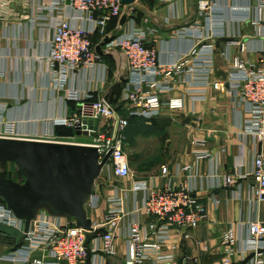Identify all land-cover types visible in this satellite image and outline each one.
Segmentation results:
<instances>
[{"label":"crops","instance_id":"obj_1","mask_svg":"<svg viewBox=\"0 0 264 264\" xmlns=\"http://www.w3.org/2000/svg\"><path fill=\"white\" fill-rule=\"evenodd\" d=\"M54 1L60 3V10L48 6ZM198 1L135 0L130 4L124 3L122 15L127 13L128 17L123 26L119 23L122 15L108 23V35L114 32L116 36L131 33L135 26L152 29L148 41L157 48L161 63L178 61L200 39L214 45L209 84L194 79L188 73L173 74V89L163 97H183L185 105L175 111L164 108L159 116L151 119L157 120L160 126L148 124L155 127L153 134L160 132L168 135L170 129L165 148L162 142L165 157L152 168L151 174H144L147 171L144 169H132L131 177L120 179L109 175L105 169L94 187L99 197L98 207L89 210L92 221L100 222L111 207L109 199L116 193L122 194L124 189H130L135 182L142 180H147L151 185H162L165 179L161 175V168L164 165L173 173L181 165L194 166L191 173L179 172L173 175V180L175 183L186 180L189 186L197 187V195L205 203L207 217L199 226L189 230L188 237L178 234L175 229L171 230L168 245L174 248L166 251L175 258L167 264H223L226 250L224 232L234 225L238 236L244 238L248 235L250 221H264V201L252 197L250 187L253 179L250 176L240 179L239 186L233 189L220 185L222 176L229 172L239 170L243 174L247 173L248 162L263 147L257 145L253 135L245 129L251 118L247 111L248 105L242 103L239 106L234 93L215 90L211 84L217 80L229 82L234 71L232 59L240 51L238 46L228 41H245L247 51L240 55L250 61L260 58L259 52L264 49V35H257L252 24L258 17L256 2L214 0L212 11L200 17ZM70 2L0 0V118L2 121H15L22 136L35 138L42 132L43 120L63 116L67 108L72 111L79 108V104L74 101L65 102V90L56 91L52 88L46 65L54 24L60 11L74 24L90 25L74 17ZM194 23L200 24L196 31L190 30ZM104 38L95 34L92 41L95 48L100 44L102 49L107 50V53L101 54L107 65L106 71L81 72L70 84H74L82 93L91 92L94 100L107 98L120 114L128 116L127 104L123 99L128 65L123 52L105 43ZM191 66L195 65L190 63L186 68ZM195 97L202 99L194 100ZM141 124L130 133L131 138L151 135L143 133ZM63 129L62 126L58 128ZM76 138L79 142H86L91 137L78 135ZM197 138L207 139L206 148L212 152V160L197 161L192 144V140ZM215 199L219 202L215 203ZM141 202V193L129 191L124 207L130 213ZM138 217L143 222L149 219L143 211ZM133 218L135 215L130 213L123 222L121 234L116 238L117 253L107 256L105 264H125V234ZM235 248L231 264H251L250 255L244 256L239 251L240 243L237 242ZM13 250V246L0 243V255Z\"/></svg>","mask_w":264,"mask_h":264},{"label":"built area","instance_id":"obj_2","mask_svg":"<svg viewBox=\"0 0 264 264\" xmlns=\"http://www.w3.org/2000/svg\"><path fill=\"white\" fill-rule=\"evenodd\" d=\"M250 1L256 2L258 12V17L252 21L255 32L257 35H264V0ZM48 4L51 9L60 10L59 2ZM214 5V0H199V16L207 15ZM70 7L77 20L86 21L90 25L74 24L60 11L54 24L46 65L52 88L56 91L65 90V102L74 101L79 104V108L74 111L67 108L63 116L43 120L42 132L35 138L22 136L15 121H2L1 117L0 138L89 144L98 149L100 162L109 155L103 171L107 169L109 175L120 179L131 177L133 170L126 150L125 132L129 117L150 120L159 116L164 108L172 111L182 109L185 105L183 97H163L173 89L171 77L173 74L188 73L194 79L209 84L214 45L200 39L178 61L161 63L158 60L157 48L148 41L152 29L135 26L131 33L116 36L108 45L119 48L128 65L123 94L128 116H124L107 98L94 100L91 92L82 93L74 84H70L81 72L98 69L106 71L107 65L102 55L96 51L92 37L95 34L102 37L108 35V23L122 15L124 2L71 0ZM199 25L194 23L190 30L196 31ZM228 42L238 46L240 54L247 51L245 41L232 39ZM259 53L260 58L257 61H250L240 54L235 55L232 59L234 71L229 82L217 80L211 84L215 90L234 93L238 97L239 106L242 103L248 105L247 111L251 118L247 121L245 129L253 135L255 143L263 147V150L255 152L248 162L247 173L243 174L239 170L229 172L222 176L220 185L233 189L239 186L240 179L250 176L253 179L250 187L252 197L257 201H264V49ZM190 63L195 66L186 68ZM89 118H99L95 130L89 124L83 128V120ZM58 126L73 128L75 132L78 129L87 131L88 135L84 136L91 138L89 141L79 142L76 140L77 134L59 136L56 133ZM92 131L95 135L90 134ZM192 144L197 161L213 159L212 152L206 148L207 139L197 138L192 140ZM193 168L190 164L181 165L173 173L164 165L161 168V175L165 179L162 185H151L147 180H142L135 182L130 189H124L122 194L116 193L109 199L111 207L105 218L100 222H93V231L69 223L66 218L40 211L32 221L22 243L14 247L13 251L0 255V264H105L107 256L117 253L116 238L121 234L123 222L130 213L134 214L135 218L131 219L125 234V264H167L175 258L172 253L166 251L174 248L168 245L171 230L175 229L178 234L188 237L189 230L199 226L207 217V209L197 195V187L189 186L186 180L180 183L173 180V175L179 172L191 173ZM129 191L142 194L141 204L135 205L130 213L124 207ZM214 202L218 203L219 200L215 199ZM98 204L99 197L92 195L85 205L88 215L89 210L97 208ZM141 211L148 215V221L139 219ZM0 222L21 232L25 228V220L18 218L3 199H0ZM237 242L240 243L239 251L242 255H250L251 264H264V221H250L248 235L244 238L238 236L234 225L224 232L223 243L226 250L222 258L223 264L232 263L231 256L236 252Z\"/></svg>","mask_w":264,"mask_h":264},{"label":"water","instance_id":"obj_3","mask_svg":"<svg viewBox=\"0 0 264 264\" xmlns=\"http://www.w3.org/2000/svg\"><path fill=\"white\" fill-rule=\"evenodd\" d=\"M134 1L123 0L125 4ZM127 17V13L121 16V26ZM115 36L116 32L105 36L104 42L110 43ZM96 51L107 53L100 44ZM83 123V128L89 124L95 130L99 118L84 119ZM76 134L88 135V132L78 129ZM108 157L100 162L98 149L89 144L0 138V199L18 218L25 220L23 232L0 222V243L19 246L40 211L93 231V221L85 205L96 194L95 183ZM7 164L14 166L19 180L6 176Z\"/></svg>","mask_w":264,"mask_h":264},{"label":"rangeland","instance_id":"obj_4","mask_svg":"<svg viewBox=\"0 0 264 264\" xmlns=\"http://www.w3.org/2000/svg\"><path fill=\"white\" fill-rule=\"evenodd\" d=\"M101 121L103 123L104 119L102 118ZM154 123L155 126L157 127L161 125L157 120L156 121L149 120L144 122V124H141L143 128V133L151 134V135H144L142 137H137V138L132 137L128 142L129 144L127 143V148H126L130 162L133 167L132 169L133 170L137 169L138 171H141L142 169H144V171L147 170L144 172V174H151L153 172L152 168L157 164H159V160L161 158L165 157L164 150L162 148V142L165 148L170 138L169 137L170 129H168V135L161 134L160 132L158 134H153L155 131V127L153 126ZM148 124H153V125H148ZM83 138L88 139L89 137H83ZM76 140L78 141V138H76ZM9 167L10 164H7L4 167V170L6 171L7 169H9ZM102 176L103 173H101V176L97 179V181ZM14 178L19 180L16 173L14 175Z\"/></svg>","mask_w":264,"mask_h":264},{"label":"trees","instance_id":"obj_5","mask_svg":"<svg viewBox=\"0 0 264 264\" xmlns=\"http://www.w3.org/2000/svg\"><path fill=\"white\" fill-rule=\"evenodd\" d=\"M144 122H146V120L140 119L138 117H134V116L129 117V124H128L127 128H126V131H125L126 132V135H127V143L131 139V134L130 133H132L133 129H137V127L141 123L144 124ZM58 128H59V126H58ZM58 128H56V132L59 135H64V136H67V135H69V136L75 135V130L73 128L65 127V126H62V128H64L63 130H58ZM5 174H6L7 177L14 178V175H15L14 166L13 165H10L9 169H7L5 171Z\"/></svg>","mask_w":264,"mask_h":264}]
</instances>
